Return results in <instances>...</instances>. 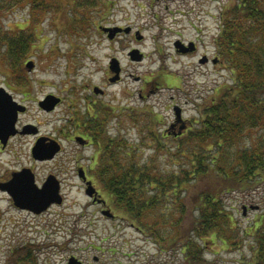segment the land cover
<instances>
[{
    "label": "rangeland",
    "instance_id": "obj_1",
    "mask_svg": "<svg viewBox=\"0 0 264 264\" xmlns=\"http://www.w3.org/2000/svg\"><path fill=\"white\" fill-rule=\"evenodd\" d=\"M53 1L61 5L57 13L51 9L41 14L38 10L33 12L29 2L13 7L0 17L4 29L17 32L26 28L35 40L24 59V64L33 59L35 69L29 72L23 66L26 76L32 77L38 88L32 99L24 101L30 105L24 119L34 124L38 122L44 132L56 128L68 131L74 125L69 118L81 114L93 101L103 103L112 109L110 131L136 148L137 162L154 163L163 171L177 170L184 162L174 156L178 123L186 122L189 128L198 126L203 105L213 98L217 88L232 81L231 71L217 54L216 36L223 11L236 0H100V5L88 14L94 17V22L85 29L72 19L75 0ZM77 15L79 18L80 13ZM116 25L131 26L133 31L110 39L102 26ZM138 30L142 39L136 37ZM178 40L186 46L193 42L196 49L182 53L175 46ZM133 48L144 54L143 60L131 59L129 52ZM204 55L219 60L203 64L200 58ZM113 57L119 59L122 72L121 78L110 84ZM10 73L0 61V82L3 77L12 76ZM95 85L105 89V93L96 94ZM47 94L59 96L62 101L50 114L41 112L38 104ZM176 107L181 108L180 119ZM166 131L170 134L162 139L165 146L158 149L159 142L152 134L160 132L161 135ZM262 133L264 129L256 132V136ZM252 140L253 136L249 135L242 145ZM76 147L74 142H65L66 154H72ZM79 149L84 153L86 167L93 154L98 159V147ZM30 150V143H26L0 151V176L32 165L38 173L36 183L40 184L52 164L35 163ZM71 176L64 180L60 191L65 195L63 204L41 215L9 207V200L0 192V210L5 208L0 218V263H5V244L22 241L27 245L30 242L53 244L54 264H65L62 259L71 252H83L84 264H181L180 244L172 241L168 247H162L153 233L120 216L97 179L95 184L91 181L97 197L93 199L86 193L89 183L86 182L83 189L79 178ZM215 181L214 178L191 181L189 192L184 195L186 213L179 214L184 232L198 214L195 196ZM102 198L107 199L115 218L102 213V207L108 209ZM225 198L236 219L233 235L243 241L226 246L215 237L208 239L205 259L209 264H251L249 260L256 242L245 229L264 213V181L228 192ZM166 205L174 206L170 202ZM244 206H247L246 214ZM179 241L181 243L182 239ZM40 257L43 259L45 255Z\"/></svg>",
    "mask_w": 264,
    "mask_h": 264
},
{
    "label": "trees",
    "instance_id": "obj_2",
    "mask_svg": "<svg viewBox=\"0 0 264 264\" xmlns=\"http://www.w3.org/2000/svg\"><path fill=\"white\" fill-rule=\"evenodd\" d=\"M29 2L32 11L40 14L50 9L57 13L61 8L53 0H0V17ZM99 2L75 0L74 22L79 21L84 29L89 26L95 19L88 14ZM25 29L6 30L0 22V61L12 76H26L24 59L35 40ZM216 43L217 54L231 71L232 81L217 88L203 105L198 126L175 133L174 156L184 160L177 170L163 171L154 163L137 162L136 148L127 139L106 132L111 107L95 103L86 117L98 145L96 179L112 207L134 225L153 233L162 247L172 241L180 244L181 264H209L205 243L213 237L226 246L243 241L233 235L236 219L226 194L264 181V133L256 136L264 129V0H236L224 10ZM168 134H152L159 142L158 149L165 146L162 139ZM249 135L253 140L242 145ZM204 178L216 181L195 196L198 214L184 232L179 216L186 213L184 195L191 181ZM248 230L256 242L249 262L264 264V213L245 232ZM23 259L26 262L28 257Z\"/></svg>",
    "mask_w": 264,
    "mask_h": 264
},
{
    "label": "flooded vegetation",
    "instance_id": "obj_3",
    "mask_svg": "<svg viewBox=\"0 0 264 264\" xmlns=\"http://www.w3.org/2000/svg\"><path fill=\"white\" fill-rule=\"evenodd\" d=\"M132 31L130 33H132ZM188 44H190V42H188ZM192 47L194 51L196 49V46H192ZM193 51L190 50L187 52L189 53ZM187 52H182V53H187ZM204 56H207V55H204ZM207 58L208 59H206L205 63L203 64L208 63L210 60H212L213 62H214V59H216V62L219 60V58L217 57L209 58L207 56ZM110 75H109V82L110 84H114L116 81L111 80L113 73ZM0 87H4L6 91L12 95L14 100H16L19 104L25 106V110L19 111L18 113V117L16 121V129H15L16 131L12 133L11 135H9V137H7L5 142L2 139H0V151H6L10 148L21 147L26 143H30V148H31L30 154L33 157L35 163L52 164V169L49 172H47L45 176L42 178L40 184H38L39 187H42L44 183L46 182V180L48 179V177L51 175H53L59 181L61 192L64 188V180L69 179L70 178L69 176L71 175H75L79 178V180L82 183L81 187H83V189H84V184H86V182L88 181H92L95 184V180H96L95 165L98 163L97 155L93 154L91 156L89 163L86 167L84 165V153L81 154L80 153L81 149H79V147L84 149V147H88V146H91L94 148L98 147L94 132L92 131L90 126L86 125L87 123L86 117L88 116V112L89 113L93 112L92 108L90 109V107L94 106L95 101H93L94 102L93 104L88 105L85 111H83L81 114H76L72 118L68 119V121H73L74 125H73L72 130L68 129L67 131L64 129L56 128L54 131L44 132L40 128V125L38 122L34 124L33 122H30L24 119V116L27 115L28 112L30 111V105L28 103H25L24 101H29L30 99H32L36 91L35 88H38L37 84L36 83L34 84V79L29 76H6V77H3V81L0 82ZM103 91L105 93L106 90L104 89ZM104 93H101L100 95H103ZM40 101L41 100H38L40 111L46 114H50L53 111H55V108L58 107L62 102L61 101L53 110L48 111L44 107L41 106ZM111 117L112 115L107 117L106 122H105L106 132L109 134L111 133L110 131L111 125L109 124L110 122L109 120ZM177 123L178 122H176L175 124ZM178 124H180L178 128L179 132H183L189 128L186 122L178 123ZM31 138L33 139L32 141H29V140L25 141L26 139H31ZM38 141H41L42 143L46 145H49V144L57 145V143H59L60 150L52 158H46V159L35 158L33 156V149ZM65 142H74L77 144L78 148L76 147L77 149L74 150L72 154H70L69 152L68 154H66ZM47 152L49 153V151ZM24 168L30 169L35 174V180H37L38 173L34 170L35 169L34 166L30 165V166H22L21 169L19 170L14 169L13 171H7L6 173H4V175L0 176V184L7 183L8 181H10L12 179L13 172L21 171ZM0 192L5 196L6 199L9 200V207H12L17 211H28L34 215H41L42 213L51 209L53 206L57 205L53 203L52 205H50L49 208L38 213L34 210L17 206L11 193L8 191V189H4L0 186ZM62 194L64 195V193ZM106 203L107 204L105 205V207H111L108 204L107 199H106ZM103 208L104 207L101 208V211L103 210ZM1 209L2 210H0V218L3 213L2 211L5 208H1ZM27 244L28 243H25L22 241L7 242L5 244L7 254L5 255L4 264H54L53 260L51 259V256L54 253L51 250V247L53 246V244L48 243V242H42V244H40V242H36V243L30 242L29 245ZM56 254L57 253H55V255ZM41 255H45V257L41 259L40 257ZM25 256L28 257V260L26 262L23 259L25 258ZM72 257H75L76 259H78L76 261L78 262L81 261L82 264H84V253L83 252L82 253L81 252L80 253L71 252L69 255L66 256V258L62 259V261H65V264H69L70 259ZM0 264H3V263H0Z\"/></svg>",
    "mask_w": 264,
    "mask_h": 264
},
{
    "label": "water",
    "instance_id": "obj_4",
    "mask_svg": "<svg viewBox=\"0 0 264 264\" xmlns=\"http://www.w3.org/2000/svg\"><path fill=\"white\" fill-rule=\"evenodd\" d=\"M102 30L108 33V37L113 39L118 33L125 32L129 33L132 30L131 26H102ZM136 37L142 39L143 35L138 30L136 32ZM175 46L180 52H187L193 50L194 43H190L189 46L184 45L180 40L175 43ZM185 48H184V47ZM192 47V48H191ZM129 56L132 60L141 61L144 57V54L138 49L133 48L129 52ZM206 57V58H204ZM200 59L201 63H205L207 56H204ZM216 62V59H214ZM35 66V62L30 60L27 62L26 67L31 71ZM110 69L114 72V75L111 77L112 81H117L121 77V63L117 57H113L110 61ZM95 93H104L103 89L99 86L94 87ZM61 101V98L54 95L48 94L44 99L40 101L42 107L46 110H52L55 106ZM25 110V106L19 104L16 100L13 99L12 95L9 94L4 87H0V139L4 142L7 137L14 133L16 130V121L19 111ZM177 118H181V108L176 107ZM60 149V146L57 144L46 145L41 141H38L33 149V155L36 158L44 159L51 158L55 153ZM49 151V153L47 152ZM89 185L86 189V193L93 197L95 195V188L92 187V183L88 182ZM0 186L4 189H8L11 193L17 206L22 208H27L34 210L38 213L46 210L52 203H62L63 196L60 193V183L53 176H49L46 182L42 187H39L35 181V174L28 168H24L21 171L13 172L12 179L7 183H1ZM97 199V197H95ZM247 207H244V213L246 214ZM103 214L107 216H112L113 213L111 209L103 210ZM75 257L70 259L69 264H82L81 261H76Z\"/></svg>",
    "mask_w": 264,
    "mask_h": 264
}]
</instances>
